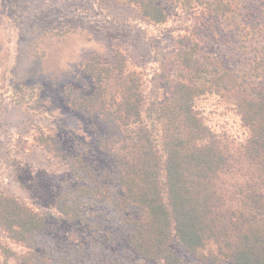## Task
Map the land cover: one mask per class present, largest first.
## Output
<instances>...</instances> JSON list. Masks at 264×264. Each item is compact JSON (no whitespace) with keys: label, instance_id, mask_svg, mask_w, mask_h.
Here are the masks:
<instances>
[{"label":"trees","instance_id":"obj_1","mask_svg":"<svg viewBox=\"0 0 264 264\" xmlns=\"http://www.w3.org/2000/svg\"><path fill=\"white\" fill-rule=\"evenodd\" d=\"M153 25L182 10L205 25L216 20L235 39L234 71L201 49L188 29L177 36L170 67L147 92V77L118 50L113 62L99 57L82 66L94 85L83 96L69 88L70 107L91 121L97 147L123 195L114 199L81 156L65 154L53 133L35 141L60 159L80 185L52 208L34 209L0 193V230L20 254L0 243L4 263L82 264L43 252L39 236L49 220L97 227L96 209L125 214L128 244L158 264H264V5L262 22L248 23L243 0H121ZM217 97L246 131L237 141L215 132L199 103ZM95 218V219H94ZM194 258L187 263L175 246Z\"/></svg>","mask_w":264,"mask_h":264},{"label":"rangeland","instance_id":"obj_2","mask_svg":"<svg viewBox=\"0 0 264 264\" xmlns=\"http://www.w3.org/2000/svg\"><path fill=\"white\" fill-rule=\"evenodd\" d=\"M242 4L248 23L262 22L264 0ZM183 29L196 34L205 53L236 69L240 57L232 51L234 37L216 20L197 25L194 16L180 9L170 10L165 25H153L121 0H0V193L34 209H48L80 185L64 161L50 159L37 145L35 138L43 131L55 134L65 154L81 156L111 197H121L91 121L72 110L66 91L93 93L82 66L94 57L111 63L121 50L146 75L149 93L158 72L170 67ZM199 107L215 132L244 140L239 117L217 97L202 99ZM128 214L111 206L96 209L97 227L89 228L49 220L39 245L47 254L82 264H158L144 260L128 244L122 222ZM0 243L25 253L1 230ZM175 250L187 263L194 261L180 246ZM0 264H5L1 252Z\"/></svg>","mask_w":264,"mask_h":264}]
</instances>
